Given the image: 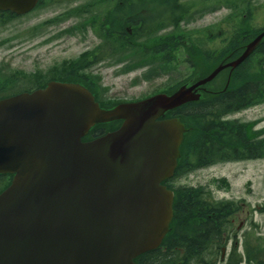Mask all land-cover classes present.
<instances>
[{"label": "water", "instance_id": "95a60500", "mask_svg": "<svg viewBox=\"0 0 264 264\" xmlns=\"http://www.w3.org/2000/svg\"><path fill=\"white\" fill-rule=\"evenodd\" d=\"M38 0H0V10L24 14ZM258 35L232 63L174 94L110 111L77 84L0 101V173L15 174L0 195V264H135L168 233L173 175L185 133L164 113L196 101L194 90L222 69L242 63ZM123 119L116 132L81 138L96 123Z\"/></svg>", "mask_w": 264, "mask_h": 264}, {"label": "trees", "instance_id": "16d2710c", "mask_svg": "<svg viewBox=\"0 0 264 264\" xmlns=\"http://www.w3.org/2000/svg\"><path fill=\"white\" fill-rule=\"evenodd\" d=\"M106 1L88 0L89 3ZM178 1L144 0L167 4ZM258 1H197L203 14L211 13L219 7L229 10L224 18L229 31L223 34V50L233 52L231 57L238 56L245 44L259 32L252 26L255 14L258 13L254 3ZM15 18L8 13H0V25ZM112 46L115 50H123L125 47H122L121 42H113ZM255 52L263 54H253L248 62L236 69L225 91L209 93L202 102L189 103L174 111V115L189 132L181 148V158L174 178L169 181L172 189L173 180L197 169L219 163L264 159V127L256 130V122L226 119L228 115L264 103V39ZM212 66H209L208 72ZM43 81L44 77L40 73L30 76L23 72H18V76L0 74V99L10 96L8 91L16 86L22 85V91H30L43 85ZM174 194L170 232L158 249L137 258V264H216L219 248L235 236L232 220L242 210L244 203L214 201L202 188H177ZM257 211L264 213V204ZM243 245L242 255L234 239L226 264H264V235L253 237L247 234Z\"/></svg>", "mask_w": 264, "mask_h": 264}, {"label": "rangeland", "instance_id": "374dc122", "mask_svg": "<svg viewBox=\"0 0 264 264\" xmlns=\"http://www.w3.org/2000/svg\"><path fill=\"white\" fill-rule=\"evenodd\" d=\"M254 5L258 8V13L255 14L256 17L252 26L257 29L264 25V0H259ZM67 7V5H47L31 15L13 20L6 26L0 27L1 71L9 73V70H20L26 74L35 70L46 72L52 65L63 59L75 58L86 48L94 45L95 40L90 34L86 38H81L80 35L62 36L46 42L53 35L60 33L62 29L74 24L76 20L73 19L59 25L47 26L38 36L29 38L28 31L31 27L55 18ZM227 14L226 9L206 14L188 28L197 30L211 26L222 20ZM140 74L141 71L129 76L114 78L110 73L102 72L101 76L104 84L111 87L110 98L132 100L151 94L159 89V84L164 81V78H160L150 83L140 82L138 85H131L132 81L138 78ZM228 119L245 122L258 120L257 128H262L264 127V104L231 115ZM221 180H226L229 187L226 188L222 185ZM173 184L176 187L202 186L214 200H244L248 210H250L257 204L264 202V160L216 165L188 174ZM234 225L235 227L240 225L236 235L239 241V251L242 252L244 233H264V214L240 213ZM230 247L231 244L229 243L226 253H224L225 258ZM217 263L225 264L219 258Z\"/></svg>", "mask_w": 264, "mask_h": 264}, {"label": "flooded vegetation", "instance_id": "af4514ba", "mask_svg": "<svg viewBox=\"0 0 264 264\" xmlns=\"http://www.w3.org/2000/svg\"><path fill=\"white\" fill-rule=\"evenodd\" d=\"M76 8H82L85 7L83 4H74ZM159 7L160 4H143L138 2H129L128 0H122V1H115V2H107L104 4H90L88 5V8H91L89 13H83V16H89V17H100L99 21L104 26H102L101 31L103 33V36L99 31L90 29V32H97V34H93V36L98 41H104V38L106 41H112L114 40H125L127 43L132 44L134 42H138L141 40H146L148 38L158 39L161 36L167 34L169 29H156V27H148L144 23V19H141V17L145 18V16H152L151 13L145 12V9H151L154 7ZM138 10V11H137ZM134 11V12H131ZM119 24L122 28L119 31H116L117 28H114L113 23ZM104 37V38H103ZM165 39L169 40H175L174 36H165ZM181 43V42H180ZM181 46L189 47V45L182 41ZM164 48H168V45L166 44ZM95 59L99 58V61H104L105 59H110L114 57L113 59V65L116 68L122 67L126 68L130 65V60L136 58L137 56H152L153 54H109L106 52H102V46H99L98 50L95 51ZM164 55V54H162ZM182 55V54H178ZM155 56H159L155 55ZM184 60L179 62V69L186 72L187 69L192 70L193 69V63L190 61L191 57L188 54H183ZM188 59V60H186ZM208 60L207 56L204 55V60L201 62L202 67L207 66ZM93 65V64H92ZM91 65V68H97L100 69L103 67V62H99L95 64L94 66ZM133 65H136L133 63ZM111 66V67H112ZM105 67H108L106 64ZM195 68V67H194ZM197 68V64H196Z\"/></svg>", "mask_w": 264, "mask_h": 264}]
</instances>
